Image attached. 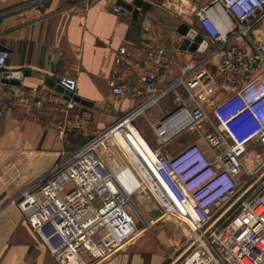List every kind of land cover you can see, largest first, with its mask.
Here are the masks:
<instances>
[{"label": "built area", "instance_id": "1", "mask_svg": "<svg viewBox=\"0 0 264 264\" xmlns=\"http://www.w3.org/2000/svg\"><path fill=\"white\" fill-rule=\"evenodd\" d=\"M110 8L122 11L117 3ZM194 17L214 48L206 47L204 57L186 63L165 85L159 76L166 49L148 48L146 58L157 62L154 73L128 88L111 82L116 98H131L135 105L14 199L58 264H103L141 235L133 196L107 161V151L123 157L160 207L162 215L147 221L148 229L175 219L189 230L187 248L172 264H263L264 160L251 168L247 156L257 145L264 148V0H208ZM10 58L0 50V73L10 72ZM131 58H138L136 47L122 45L115 61ZM209 67L210 82L233 89L220 102L210 97L204 103L187 85ZM58 83L76 95V79L63 76ZM171 94V108L152 125V146L137 122ZM47 101L38 88L24 98L27 107L40 110ZM64 104L62 113L70 118L78 104L73 97ZM6 105L0 86V117ZM186 133L196 140L170 152Z\"/></svg>", "mask_w": 264, "mask_h": 264}, {"label": "crops", "instance_id": "2", "mask_svg": "<svg viewBox=\"0 0 264 264\" xmlns=\"http://www.w3.org/2000/svg\"><path fill=\"white\" fill-rule=\"evenodd\" d=\"M145 1L153 9L146 13L139 10L135 16L111 11L119 0H93L89 6L83 0H0V50L11 55L10 72L0 73L7 102L0 117V264H58L13 201L63 156L135 105L131 98H116L111 82L128 88L145 74L154 73L157 62L146 58L148 48L166 49L159 76L163 85L176 80L183 66L192 61L193 52L180 50L185 38L180 29L183 25L189 30L200 29L194 10L208 0ZM122 45L135 46L138 58L117 64L115 58ZM213 72L209 67L187 80L188 87L204 103L210 97L220 102L233 91L220 87L216 79L210 82ZM63 76L78 83L75 96L79 102L70 118L62 113L64 94L56 90ZM35 88L49 100L47 108L24 104V98ZM65 123L69 128L62 139L60 131L66 128ZM148 137L153 142L155 135ZM109 163L118 168L121 178L129 177L127 163L116 159ZM172 223L181 232L176 247L189 230L178 221ZM142 238L103 264H168L175 252L167 259L142 245ZM184 246H180L181 251Z\"/></svg>", "mask_w": 264, "mask_h": 264}, {"label": "rangeland", "instance_id": "3", "mask_svg": "<svg viewBox=\"0 0 264 264\" xmlns=\"http://www.w3.org/2000/svg\"><path fill=\"white\" fill-rule=\"evenodd\" d=\"M207 42V46L209 49L212 50L214 46ZM208 50H205L206 52H193L190 53L192 56V61H196L198 58L201 56H205L208 53ZM200 56V57H199ZM228 95V94H227ZM226 95V96H227ZM172 96L168 97L165 101L161 102L159 105L155 106L153 109L150 111L146 112L144 116H141L140 119L137 122L138 129L141 131V133L146 137L148 141H150L148 134L150 136H154V132L152 129V125L159 121L162 118V115L166 111L167 108H171L172 106ZM71 115V114H70ZM103 116H106L105 113H103ZM78 137V136H77ZM81 137V136H80ZM91 138V136H90ZM89 138V139H90ZM197 136L191 134V133H186L182 135L180 138H178L176 141H174L167 149L170 152H176L178 149H181L185 145L191 143L192 141L196 140ZM150 141V145L156 146V137ZM202 145L205 146V143L202 142ZM106 157L108 158V162H112V159H116L118 162L126 163L123 159V157L117 152H106ZM264 160V148L260 145L255 146L252 149L251 156H247V163L248 166L251 168H254L256 164L260 160ZM112 169L117 173V169L111 163H109ZM126 168L129 173V177L126 178H121L127 189L130 191V193L133 196V206H132V215L134 216L135 220L137 221L139 230L141 231V235L143 236L141 243L142 245H148L152 247V249L155 252H159L165 258L170 259V254L175 252L173 256L171 257V260L167 262L168 264H171V261L173 262L177 257H179L181 252H185L187 248L186 242L190 239L189 233L187 234V237H185L182 240V243L178 244V246L175 247V241L177 238L180 237L181 232H179L175 225H173L172 222H177L175 219H167V220H161L158 222V224L152 228H147V221H150L152 219H158L161 215V209L150 194V192L147 190V188L144 186L142 181L139 180L138 176L131 170V168L126 165ZM263 172V171H262ZM260 172L258 175L260 176L262 174ZM145 217V219H144ZM182 228L184 229V225ZM186 228V227H185ZM187 233V232H186ZM185 244L184 248L182 251L180 250V246ZM178 248L175 251V248Z\"/></svg>", "mask_w": 264, "mask_h": 264}, {"label": "water", "instance_id": "4", "mask_svg": "<svg viewBox=\"0 0 264 264\" xmlns=\"http://www.w3.org/2000/svg\"><path fill=\"white\" fill-rule=\"evenodd\" d=\"M118 5L122 9V13L128 12V13H134L136 16L139 10H141L143 13L149 12L153 9V5L148 3L145 0H134L132 3H127L124 0H119ZM180 32L184 35V40L180 46L181 51H190V52H205L207 42L204 40L202 34L194 28H189L185 25H183L180 29ZM7 74V73H5ZM3 74V75H5ZM4 82H7V80H4ZM56 90L60 93L64 94V97L66 99H69L73 97V99L78 103L79 98L77 96H73L72 93L66 92L60 85L56 86Z\"/></svg>", "mask_w": 264, "mask_h": 264}, {"label": "bare ground", "instance_id": "5", "mask_svg": "<svg viewBox=\"0 0 264 264\" xmlns=\"http://www.w3.org/2000/svg\"><path fill=\"white\" fill-rule=\"evenodd\" d=\"M144 139V138H143ZM143 143H144V145L148 148V147H150V145L145 141V140H143Z\"/></svg>", "mask_w": 264, "mask_h": 264}]
</instances>
